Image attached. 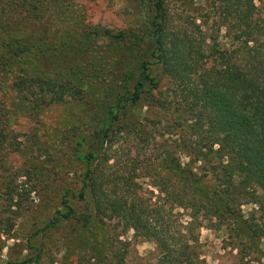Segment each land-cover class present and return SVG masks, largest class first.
Segmentation results:
<instances>
[{
    "label": "rangeland",
    "instance_id": "obj_1",
    "mask_svg": "<svg viewBox=\"0 0 264 264\" xmlns=\"http://www.w3.org/2000/svg\"><path fill=\"white\" fill-rule=\"evenodd\" d=\"M45 8L49 23L45 33L37 28L34 36L55 47L68 35L75 42L74 58L88 65L82 85H70L61 102L43 89L37 95L44 101L35 107L15 89L17 69L0 57V105L11 117L14 138L0 159V264H157L154 239L131 227L122 208L127 216L130 204L138 203L144 220L158 230L173 232L189 221V210L176 207L169 196L170 183L160 185L157 179L173 180L162 155L190 139L184 107L193 99L181 90L186 82L155 65L158 89L129 107L102 141L105 109L136 56L128 54L129 42L92 32L128 29L149 39L148 3L62 0ZM163 34L169 54L183 41L191 72L237 61L241 45L253 50L264 44V0H164ZM67 52L63 47L61 53ZM86 153L95 160L81 199ZM6 194L11 201H5ZM70 208L72 216L62 217ZM250 208L242 206L244 213ZM191 232L195 253L206 264H230L221 232L203 226Z\"/></svg>",
    "mask_w": 264,
    "mask_h": 264
},
{
    "label": "trees",
    "instance_id": "obj_2",
    "mask_svg": "<svg viewBox=\"0 0 264 264\" xmlns=\"http://www.w3.org/2000/svg\"><path fill=\"white\" fill-rule=\"evenodd\" d=\"M61 1L0 0L1 62L17 69L15 89L35 107L44 101L37 95L43 89L51 93L53 100L61 102L70 85H82L81 77L88 65L74 58L75 42L68 35L63 34L61 43L55 47H51L50 41L34 36L37 28L45 33V25L49 23L45 7ZM144 1L150 13L149 39L128 29L92 32L116 42H129L128 54L136 56L133 67L124 72L115 101L105 109L101 138L102 141L108 138L129 107L158 89L153 73L155 65L183 84L185 81L181 90L189 92L193 99L190 107H184L190 139L184 144L176 142L171 153L162 155L173 172V180L157 179L160 185L170 183L168 194L176 207L189 210V221L186 225L180 223L173 232L158 230L144 220V208L135 202L130 204L127 216L126 208H122V217L135 230L140 229L154 239L159 250L157 264H206L195 253L197 238H191V229L202 226L222 233V248L232 254L230 264H264V44L253 50H245L241 45L237 61L202 65L191 72L183 41L180 45L177 40L178 45L169 49L170 54L166 47L164 0ZM257 30H261L259 25ZM249 41L254 39L243 42ZM63 47H68L67 55L61 53ZM10 125L11 117L5 115L0 105V159L14 139ZM182 156L187 158L186 162ZM81 158L86 162L79 191L83 199L95 155L86 153ZM4 199L11 201L12 196L6 194ZM248 204L251 208L244 213L242 206ZM70 216L71 208L62 215Z\"/></svg>",
    "mask_w": 264,
    "mask_h": 264
}]
</instances>
